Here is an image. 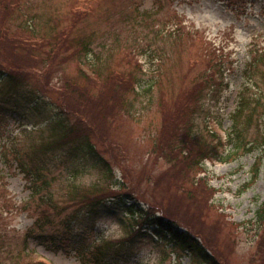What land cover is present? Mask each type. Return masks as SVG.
Wrapping results in <instances>:
<instances>
[{"label":"rangeland","instance_id":"rangeland-1","mask_svg":"<svg viewBox=\"0 0 264 264\" xmlns=\"http://www.w3.org/2000/svg\"><path fill=\"white\" fill-rule=\"evenodd\" d=\"M10 4L17 8L10 10ZM82 10V18L76 15L73 20L72 12ZM1 13L6 17L0 22V70L23 79L22 91L45 93L48 99L38 109L0 102V264H97L88 262L91 247L125 243L131 236L125 249L108 255V264H207L131 230L119 207L105 210L91 231L79 216L63 251L47 249L29 237L41 195L51 196L62 211H54L52 226L45 228L50 235L85 197L123 193L198 237L218 264H264V222L256 218L264 199V0H0ZM22 13L40 17L33 32L20 28ZM53 21L65 30L67 44L58 46L57 54L44 46L14 43L27 37L39 42L46 31L54 30ZM98 67L132 86L116 83L122 91L85 77L93 78ZM209 70L217 79L215 94L202 93L197 131L211 155L205 160L206 173L199 175L216 189L210 200L196 184L185 188L178 167L151 152L164 114L172 113L176 98L193 92V84ZM67 84L83 92L71 94ZM0 89V95L5 93L6 84L0 82ZM240 89L251 102H260L254 115L243 112L239 117L243 145L252 143L253 151L240 150L222 159L230 149L228 112ZM84 94L97 100L85 112L107 114L91 123L89 138L108 161V177L79 151L67 155L75 143L61 145L64 138L55 126L58 110H70L74 117L76 105L84 109L79 99ZM209 131L216 138L209 137ZM47 146L53 149L43 153ZM18 163L31 171L34 165L39 168L46 182L40 194L30 195ZM118 182L120 188H110Z\"/></svg>","mask_w":264,"mask_h":264},{"label":"trees","instance_id":"trees-1","mask_svg":"<svg viewBox=\"0 0 264 264\" xmlns=\"http://www.w3.org/2000/svg\"><path fill=\"white\" fill-rule=\"evenodd\" d=\"M17 6H12L10 4V10L16 9ZM21 9V7L19 8ZM139 10V9H138ZM73 20L78 15V18H82L85 11H73ZM142 13H145L142 12ZM22 21L19 22L20 28L24 29L27 32H33L35 25L40 18L37 14L24 15ZM86 15V14H85ZM3 13L0 14V22H3L5 19ZM54 30L46 31L45 36H41L39 42L32 41L31 38H19L14 43L22 45H33V46H44L45 50L48 53H56V48L67 47L66 39L62 37V34L65 33L63 28H56L55 21ZM84 51H87L88 44H83ZM32 55V54H30ZM38 60V59H35ZM43 60V58L41 59ZM105 69H98L94 72L93 78L85 77L89 80H101V86L108 85L110 87H119L123 91L122 86L117 84H123L124 88L131 87V82H124L122 76L115 75L113 73L104 74ZM217 79L214 74H210V70L207 72L205 79L198 81L193 84V92L187 94L183 93L179 95L175 100L176 109L172 113H165L164 119L165 122L160 126V130L156 136V143L152 147V154L159 155L167 158L172 161V167H178L176 171L181 172V179H184L187 185V188L190 184H196L195 186L202 187L204 193L209 194V200L216 193V189L211 187L206 181L204 176H199L200 174H205V160L209 159L211 155L208 156L210 150L207 147L206 141L202 140L198 135L197 126H198V109L197 106L200 103L202 93L205 92L206 95L215 94V85ZM0 82H3L7 86L5 93L0 95V102L10 105L13 108H18L19 105L27 107L28 109H38L47 102V95L45 93H40L38 91L25 90L22 91L23 79H18L11 76L9 73H5L0 70ZM149 87V86H148ZM208 89V91H206ZM65 90L71 94L80 95L83 90L79 87L67 84ZM127 90V89H126ZM135 94L136 89H131ZM121 91V92H122ZM1 92V89H0ZM119 92V91H116ZM120 93V92H119ZM47 98V99H46ZM79 98V97H78ZM81 101L84 102V109L81 110L77 105V109L74 110L75 116L70 117L69 111L58 110L59 120L55 122V126L58 125L59 130L62 132L61 138L64 143H75L74 148L67 149V155H72L79 151L82 154V157H87L94 165L100 166L106 177L109 176L110 169L108 161L99 153L94 143H91L90 134L93 131V124L96 121H99L106 117L107 114L99 113L98 115H89L88 112H85L87 109L86 106H89L97 100L93 97L87 96L84 94L81 98ZM86 99L90 103H86ZM257 103L251 102L248 98L244 97V92L242 89L237 91L234 99V108L228 112V116L231 120V132L227 135V144L230 146L229 151L222 159H227L231 155L236 154L240 150H245V153H249L252 150V143H247L243 145V134H242V125L239 123V117L241 113L248 112L254 115L259 99L256 100ZM64 106V103L62 102ZM132 103H128L126 108H130ZM17 111V110H16ZM14 111V112H16ZM19 111V110H18ZM23 109H21V113ZM63 115V119L62 116ZM72 119V120H71ZM93 119V121H90ZM218 124H221L219 119ZM209 137L216 138L217 135L213 131L208 132ZM197 138L199 141H197ZM197 141V142H196ZM194 144V145H193ZM49 146L44 147L43 153L46 151L52 150ZM199 159L197 160V158ZM20 170L24 173V176L28 180V186L31 188L30 195L36 196L40 194V188L46 187V182L40 179L39 168L35 165L33 166V171L28 169L25 163H18ZM196 170V176L192 177V172ZM183 171V172H182ZM175 172V171H174ZM110 188H120V183L118 182L115 185H112ZM41 206L37 210V216L34 219L33 226L28 230L29 237L38 239V243L43 245L45 248L53 251H63L67 248L68 240L72 241L71 230L76 224V220L79 216L85 219L88 222L89 227H85L88 230H92L94 226L93 221L97 218H100L105 213V210L110 208L119 207L124 212V217H128V220L131 222V230H140V233H149L150 235L158 238L159 240L169 243L171 248H176L182 250L186 255L193 259H201L204 263L207 264H218L212 254L206 250L201 240L198 237L194 236L188 231L181 230L180 226L175 224L174 220L167 219L162 215H157L158 213L152 212L150 209L145 210L142 205L139 204L134 198L129 197L127 194H119L109 197H101V194H96L94 197H85L82 200V204L79 209L72 210V214L61 217L59 223L61 229L58 232L52 234H47L44 230L47 227L52 226L54 216V211L59 215L62 211H58L57 207L52 203V198L49 195L40 197ZM81 212V214H80ZM256 218L259 222H264V199L258 207ZM139 220L144 221V225H139ZM190 221V220H189ZM258 222V223H259ZM82 226V225H81ZM35 229L40 230L41 232L35 233ZM264 232V230H263ZM137 232H135L136 234ZM134 234V235H135ZM143 235V234H136ZM69 236V237H68ZM144 236V235H143ZM264 239V236H263ZM133 236H131L127 242L123 243H112L105 242L104 245L93 246L92 251L88 253V262H93L97 264H108L107 257L111 253L117 254L120 249L123 248L126 243L131 242ZM116 252H111V251ZM85 253L81 252V257H84ZM39 264H43L40 263Z\"/></svg>","mask_w":264,"mask_h":264}]
</instances>
